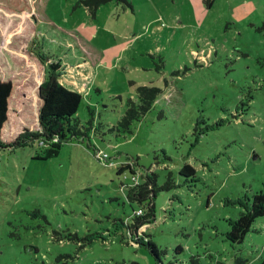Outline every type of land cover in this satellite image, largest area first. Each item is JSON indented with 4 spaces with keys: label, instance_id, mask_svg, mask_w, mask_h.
<instances>
[{
    "label": "rangeland",
    "instance_id": "1",
    "mask_svg": "<svg viewBox=\"0 0 264 264\" xmlns=\"http://www.w3.org/2000/svg\"><path fill=\"white\" fill-rule=\"evenodd\" d=\"M79 1L0 0V75L14 86L2 139L41 129L52 61L83 96L75 118L87 126L90 107L100 126L49 159L37 141L0 149V264H260L264 216L242 243L228 233L264 191V0L112 1L96 17ZM142 85L163 93L132 133L110 130ZM127 160L141 183L149 172L175 183L139 229L126 225L149 200L128 198ZM186 163L195 179L180 174ZM144 234L158 255L139 246Z\"/></svg>",
    "mask_w": 264,
    "mask_h": 264
},
{
    "label": "trees",
    "instance_id": "2",
    "mask_svg": "<svg viewBox=\"0 0 264 264\" xmlns=\"http://www.w3.org/2000/svg\"><path fill=\"white\" fill-rule=\"evenodd\" d=\"M116 1L123 6V9L130 7L133 9L130 0H80L78 4H82L91 15L96 17L98 10L105 4ZM43 58V55H38ZM48 71L45 79L40 83L38 88L39 98L41 101L39 122L41 129L31 130L24 128L19 133L16 139L12 142H5L2 139V131L4 125L9 120V100L11 98L14 86L11 80H3L0 78V149L14 148L16 146H24L32 142L45 143L47 148L45 151L37 153L38 159H49L57 156L63 144L72 138L88 140L91 142V136L96 134L99 130V124H96L94 119V110L88 108L92 116L89 124L85 126L75 118L78 109L81 106L83 96L76 90L69 89L60 80L61 78V63L60 61L47 62ZM163 89L154 85H142L137 88L138 102L129 100L128 108L118 124L110 130H117L119 133H132L131 126L134 121L140 120L146 113H148L162 95ZM98 151V150H97ZM107 153V152H106ZM97 155V154H96ZM110 158V156H109ZM106 158V160H109ZM99 159V158H98ZM129 170L132 174L133 183L130 186H123L128 191V198L130 200H138L141 204L149 200L150 213L144 215L143 209L141 213L135 211L136 221L128 226L139 229L141 226L147 225L154 220V198L157 196L158 191L163 189H170L175 187L173 179L168 176L164 185L158 186L156 177L153 172L145 173L146 181L140 182L141 173L137 174L134 164L129 160L122 163L118 168V173H123ZM180 174L192 179L196 177V169L189 163L182 166ZM264 216V191L259 194H254L252 201L246 210L231 222V229L228 233V239L232 243H242L246 235L252 230L254 223L259 217ZM131 232L127 230V233ZM136 233V232H135ZM137 234V233H136ZM139 246L147 245L154 253L159 254L157 245L144 234V238L138 236ZM29 249V248H28ZM34 247L31 250L33 251ZM37 250V248H35ZM180 250V247H177ZM158 257L159 262L161 260ZM235 264H245V260L241 257H235ZM193 261L197 260L193 258ZM264 264V255L261 258V263Z\"/></svg>",
    "mask_w": 264,
    "mask_h": 264
},
{
    "label": "crops",
    "instance_id": "3",
    "mask_svg": "<svg viewBox=\"0 0 264 264\" xmlns=\"http://www.w3.org/2000/svg\"><path fill=\"white\" fill-rule=\"evenodd\" d=\"M133 9H134V7H133ZM61 68H62V71H63V67H62V65H61ZM3 72V71H2ZM70 73V72H69ZM89 73L91 74V71H89ZM70 76V75H69ZM87 76V74H82V77L83 78H85ZM0 78L1 79H3V80H5L1 75H0ZM60 80H61V78H60ZM62 82V81H61ZM66 82H67V84L68 85H70V86H72V88H74V89H76L77 87V82H84V81H82V80H77L75 77H70V78H68V79H66ZM63 83V82H62ZM40 84V83H39ZM79 89V88H78Z\"/></svg>",
    "mask_w": 264,
    "mask_h": 264
},
{
    "label": "built area",
    "instance_id": "4",
    "mask_svg": "<svg viewBox=\"0 0 264 264\" xmlns=\"http://www.w3.org/2000/svg\"><path fill=\"white\" fill-rule=\"evenodd\" d=\"M97 156H98L99 158H101V160H106V158H109V154L106 153V152H103V151H98V152H97ZM109 159H110V158H109ZM141 212H142L141 209L138 210V213H141Z\"/></svg>",
    "mask_w": 264,
    "mask_h": 264
},
{
    "label": "water",
    "instance_id": "5",
    "mask_svg": "<svg viewBox=\"0 0 264 264\" xmlns=\"http://www.w3.org/2000/svg\"><path fill=\"white\" fill-rule=\"evenodd\" d=\"M31 249H32V247L29 248V250H31Z\"/></svg>",
    "mask_w": 264,
    "mask_h": 264
}]
</instances>
